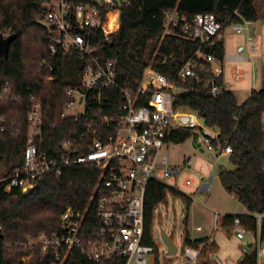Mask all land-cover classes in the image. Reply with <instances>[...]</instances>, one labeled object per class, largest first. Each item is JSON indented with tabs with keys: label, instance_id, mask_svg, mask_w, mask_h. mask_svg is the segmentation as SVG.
I'll list each match as a JSON object with an SVG mask.
<instances>
[{
	"label": "trees",
	"instance_id": "1",
	"mask_svg": "<svg viewBox=\"0 0 264 264\" xmlns=\"http://www.w3.org/2000/svg\"><path fill=\"white\" fill-rule=\"evenodd\" d=\"M49 0H0V33L15 36L8 47L5 58L0 55V91L9 90L8 96L0 98V114L6 116L8 129H16V136L9 133L0 136V179L23 164V150L26 145L28 126L25 121L32 107L31 99L42 109L43 141L40 151L48 158L60 151L62 142L76 139L74 155H84L86 147L80 146L79 136L86 130L85 123L102 122L105 117H114L123 103L121 93L115 89L88 92L85 112L77 119L61 118L70 102L65 91L80 88L79 74L85 67V57L75 52H67L51 58L48 52V29L41 23L44 19L42 4ZM87 3L91 0H72ZM256 0H125L116 3L120 12V26L116 34L105 39L97 30L91 34V42L96 48L95 55L103 60H117L116 83L122 90L134 94L139 86L143 71L151 66L156 72L174 82L178 71L193 55L200 51L224 60L223 40L214 46L201 45L178 37L164 35L163 13L176 10L180 16L191 21L196 15H213L226 25L240 24L242 21L254 23L258 16L254 7ZM108 7L102 8V23L105 24ZM236 11L237 15H233ZM45 78H53L44 82ZM210 79L206 75L204 83L187 80L176 82L184 92L176 97L175 104L196 113L203 123L218 132L215 147H230L228 160L234 171L219 172L218 180L228 194L246 209L248 215H226L221 226H230L238 218L248 233L256 236L260 232L264 240V132L261 113L264 106V89L252 90L241 105L234 94L223 90L218 96H211L204 89ZM219 86L223 81L217 80ZM81 89V88H80ZM142 103L141 106H144ZM191 138V131H172L168 140L181 144ZM99 180V173L88 166L78 165L66 168L59 176L46 174L36 181V187L26 193L14 189L7 192L0 183V264H23L22 258L31 252L21 243L28 237L39 234L61 235L60 216L67 207L84 211L90 204L82 235L88 236L96 227L95 204L90 202L93 190ZM164 187L154 181L147 184L144 195V218L142 248L156 253L152 237L154 212L164 198ZM180 196L187 206L192 201L182 193ZM254 215H262L260 229ZM207 238L191 240L185 230L182 239L184 247L198 248ZM216 249V245L204 246L199 264H213L206 256ZM28 264H54L50 254L32 252ZM62 264H116V262L87 261L77 249L71 250ZM154 264H159L157 257ZM237 264H257L256 248L243 256Z\"/></svg>",
	"mask_w": 264,
	"mask_h": 264
},
{
	"label": "built area",
	"instance_id": "2",
	"mask_svg": "<svg viewBox=\"0 0 264 264\" xmlns=\"http://www.w3.org/2000/svg\"><path fill=\"white\" fill-rule=\"evenodd\" d=\"M123 0H91L87 3H74L72 0H58L42 4L44 19L41 23L48 29V52L53 60L67 52L86 58L87 63L79 74L80 88H68L65 91L70 102L61 114V118L74 117L77 119L85 112L88 92L115 88L122 97L123 103L114 117H105L102 122L91 121L85 123L86 130L80 134L83 139L80 146L86 147L84 155L75 156L76 139H69L61 144L60 151L48 158L40 151L43 141L42 109L35 99H31L32 107L27 112L25 121L28 126L26 145L23 150V164L20 169L0 179L7 192L14 189L26 193L36 187V181L46 174L59 176L66 168L78 165L88 166L99 173V180L93 190L90 202L95 204L96 227L90 235H82V228L87 218L90 204L84 211H76L67 207L60 216L61 235L47 236L39 234L37 237H28L21 246L31 253L22 258L23 264H28L32 252L38 250L41 254H50L54 264H62L71 250L77 249L87 261H112L116 264H149L148 250L142 248L144 195L147 184L154 181L164 187V198L169 196L172 200L181 199L171 191L181 193L177 186L178 177L185 171L190 172V160L180 167H171L167 155H160L162 148H168V140L172 131L188 129L191 138L202 147L208 159L210 168L206 175L197 180L185 175L182 178V188L206 194L211 192V172H214L217 160L221 156H229L231 149L228 146L215 147L218 132L207 127L203 120L186 107L175 104L176 97L184 91L179 89L176 82L185 83L193 80L204 83L206 75L210 79L204 89L213 97L218 96L225 88L217 84L223 81V61L212 55L197 51L193 57L182 67L174 80L156 72L151 66L144 69L142 79L134 94L122 90L116 83L117 60H103L95 55L96 48L91 42V34L100 30L105 37L116 34L117 26L111 30L108 27L109 15L119 10L116 3ZM125 1V0H124ZM108 7L105 24L102 23V8ZM118 15V14H117ZM233 15H237L234 11ZM230 26L231 30L240 33L248 32L246 41H251L250 22L242 21L240 24L226 25L219 22L213 15L199 14L191 21L180 16L176 10L163 13L164 35L174 34L179 28L178 37L199 42L201 45L214 46L222 40L224 29ZM3 38L7 33H0ZM256 50L254 44L248 47L239 46L236 55L227 57L226 62H244L251 58ZM248 53L245 56V53ZM244 72L232 69L230 78L233 82L243 80ZM53 78H45L44 82ZM9 90L3 88L0 98L8 96ZM145 103L144 106H141ZM77 105L83 107L82 112H68ZM262 130L264 132V106L261 113ZM9 133L14 137L16 129H8L5 115L0 114V136ZM264 153V150H263ZM200 167V166H199ZM203 169V166L200 167ZM191 201V195H185ZM193 202V201H192ZM157 208V207H156ZM156 210V209H155ZM221 214L213 211L212 233L198 248L184 247L178 254L179 264H199L204 246L215 244V232L219 229L218 217ZM262 215H254L258 228ZM153 227V226H152ZM230 235L243 239L248 233L238 218L230 226L222 227ZM153 230V229H152ZM197 231L201 228L197 227ZM1 233V229H0ZM256 248L257 264H264V246L261 242L260 232L252 236Z\"/></svg>",
	"mask_w": 264,
	"mask_h": 264
},
{
	"label": "rangeland",
	"instance_id": "3",
	"mask_svg": "<svg viewBox=\"0 0 264 264\" xmlns=\"http://www.w3.org/2000/svg\"><path fill=\"white\" fill-rule=\"evenodd\" d=\"M58 1V0H52ZM124 1V0H123ZM264 0H256L254 7L258 13L262 27L256 33H251V41H246L248 32L242 30L236 33L227 26L223 32V48H224V88L234 94L236 102L241 105L252 90L259 91L264 89V5H260ZM111 19V16H110ZM110 24V28H115ZM254 44L257 51L251 53V58L244 62H226V57L236 55V49L239 46L248 47ZM248 53H245L247 56ZM231 69H240L244 72L243 80L240 82H233L230 78ZM83 107L77 105L71 109L68 114L74 112H82ZM160 155H167L169 165L171 167H180L182 164L190 160V172H184L178 177L177 186L184 195H191L192 203L187 206L184 200H172L169 196L160 204L154 212L152 237L156 245V253H149V264H154L157 257L159 264H179L178 254L182 249V239L184 231L189 232V235H203L214 233L212 231L213 211L223 213L228 210L238 215H246V209L231 195L228 194L220 185L218 180L219 172L234 171L227 156H221L217 160L214 172H211L212 186L211 192L207 196L204 193L197 192L195 189L188 190L182 188L181 181L183 176L189 175L191 178L197 180L196 187L200 176L206 175L210 168L208 159L202 147L194 140L189 138L184 143L173 144L170 143L168 148H162ZM203 166L201 170L200 167ZM240 213V214H239ZM222 215L218 217L219 229L215 232L216 249L208 254L207 259L213 264H237L243 256L251 251L248 244H253L251 233H247L243 239H238L234 234L230 235L224 228H221ZM200 227L202 232H196L194 229ZM171 239L177 248L175 256H167V249L162 242L160 232ZM264 246V240L262 241Z\"/></svg>",
	"mask_w": 264,
	"mask_h": 264
},
{
	"label": "water",
	"instance_id": "4",
	"mask_svg": "<svg viewBox=\"0 0 264 264\" xmlns=\"http://www.w3.org/2000/svg\"><path fill=\"white\" fill-rule=\"evenodd\" d=\"M15 36L9 35L8 37L3 38L2 35H0V55L7 57L8 54V47L9 45L14 41ZM160 236L162 239L163 244L165 245L167 249V256H175L177 254V248L171 241V239L165 234L164 231L160 232ZM248 247H251V244H248Z\"/></svg>",
	"mask_w": 264,
	"mask_h": 264
},
{
	"label": "crops",
	"instance_id": "5",
	"mask_svg": "<svg viewBox=\"0 0 264 264\" xmlns=\"http://www.w3.org/2000/svg\"><path fill=\"white\" fill-rule=\"evenodd\" d=\"M255 3V2H254ZM260 5H264V2H262ZM256 10V9H255ZM256 13H257V11H256ZM117 14H118V17H119V20H120V12H117ZM257 16H258V13H257ZM259 22H260V19H259V16H258V19H257V21L256 22H254V23H250V33H256V31H258V30H260V28L262 27V25H261V23L259 24ZM263 33H264V30L262 31ZM255 51H257V47H256V50ZM254 51V52H255ZM228 57V56H227ZM226 57V58H227ZM226 60V59H225ZM224 61V60H223ZM232 70V69H231ZM231 70H230V72H231ZM230 72H229V74H230ZM223 85H224V77H223ZM232 196L235 198V196H234V194H232ZM220 213V212H219ZM221 215H222V219L224 218V216H226V215H231V216H245V215H238V214H236V213H233V212H231V211H228V210H226V211H224L223 213H220ZM240 214V213H239ZM246 215H248V212H247V214ZM197 228V227H196ZM196 228L194 229L196 232H202V229L200 230V231H197L196 230ZM188 234H189V232H188ZM210 235L207 233V234H203V235H189V237H190V239L191 240H193V239H199V238H208Z\"/></svg>",
	"mask_w": 264,
	"mask_h": 264
},
{
	"label": "bare ground",
	"instance_id": "6",
	"mask_svg": "<svg viewBox=\"0 0 264 264\" xmlns=\"http://www.w3.org/2000/svg\"><path fill=\"white\" fill-rule=\"evenodd\" d=\"M110 16H111V19H110ZM117 18H118L117 13H111V14L109 15V24H108V26H109L110 24H113V26H115V28H116V26H117ZM111 26H112V25H111ZM113 26H112V27H113ZM108 28L111 29V30L115 29V28H110V26H109Z\"/></svg>",
	"mask_w": 264,
	"mask_h": 264
}]
</instances>
